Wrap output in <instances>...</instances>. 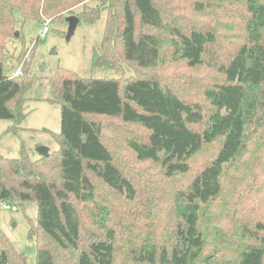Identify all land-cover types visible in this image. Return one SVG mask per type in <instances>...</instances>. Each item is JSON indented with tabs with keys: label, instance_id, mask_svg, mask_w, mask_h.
<instances>
[{
	"label": "trees",
	"instance_id": "16d2710c",
	"mask_svg": "<svg viewBox=\"0 0 264 264\" xmlns=\"http://www.w3.org/2000/svg\"><path fill=\"white\" fill-rule=\"evenodd\" d=\"M16 11L38 23L70 15L94 23L105 11L97 66L145 71L172 56L216 72L199 101L147 75L121 81L56 68L59 151L0 154V204H38L37 264H264V0H0V119L19 122L28 77L3 64ZM113 136L129 152L126 167ZM139 162L159 167L157 184L132 175ZM7 244L0 228V264H28Z\"/></svg>",
	"mask_w": 264,
	"mask_h": 264
},
{
	"label": "rangeland",
	"instance_id": "374dc122",
	"mask_svg": "<svg viewBox=\"0 0 264 264\" xmlns=\"http://www.w3.org/2000/svg\"><path fill=\"white\" fill-rule=\"evenodd\" d=\"M16 17L15 35L6 40L4 70L10 75L28 77V79L27 83L24 81L23 90H25L18 102L25 117L22 119L20 117L19 122L15 119H0V154L6 157H18L22 146L33 159L42 156L37 152V147L40 145L48 146L50 153L59 151L61 137L58 133L61 131L62 108L59 96L52 93V78L59 66L73 69L85 77H117L121 81L137 75H147L153 79H161L166 85L170 82V85L173 84L181 95L199 101H204L205 87L212 84L216 78L213 69L192 68L185 60L175 59L172 56H169L168 60L166 59L157 69L145 71L126 62L120 63L116 69L93 64L94 56L102 53L105 11L94 23L80 22L70 39L66 37L67 21L55 22L52 19H45L43 23L23 22L19 11H16ZM45 25H48L49 31L42 37L41 32ZM42 65H45V69H42ZM40 85L45 88L43 95L36 93ZM97 119L102 120V118ZM117 124L121 125L119 120L104 119L105 127H110V130ZM110 130L107 131L109 135ZM108 140L116 145L121 157L120 161L126 167L131 160L124 141L118 136L110 137ZM219 147L220 142L207 146L194 160V172L199 170ZM133 169L134 171L131 169L129 171L134 177L136 173L144 174L156 184L161 179L158 176L160 169L155 164L139 162ZM190 178L191 175H188L184 177V181L189 182ZM153 189L151 185L143 187L141 193H144L145 200L151 192L155 193ZM5 204L11 207L5 208ZM37 224L36 201H27L23 205L12 201L0 204V228L8 237L7 247L11 254H16L17 258H19L18 253L24 252L28 264H37L38 250L34 236L37 230L34 226ZM32 228L34 235L30 236Z\"/></svg>",
	"mask_w": 264,
	"mask_h": 264
},
{
	"label": "water",
	"instance_id": "95a60500",
	"mask_svg": "<svg viewBox=\"0 0 264 264\" xmlns=\"http://www.w3.org/2000/svg\"><path fill=\"white\" fill-rule=\"evenodd\" d=\"M67 22H68V30H67V34H66V37L67 39H70L71 36L74 34L79 22H80V19L79 17H77L76 15H70L66 18ZM16 35H18V33H16ZM42 69H45V65H42ZM44 90L45 88L40 85L37 90H36V93L38 95H43L44 93ZM37 152L46 157L49 155L50 151H49V147L46 146V145H40L37 147Z\"/></svg>",
	"mask_w": 264,
	"mask_h": 264
},
{
	"label": "built area",
	"instance_id": "2783aa9c",
	"mask_svg": "<svg viewBox=\"0 0 264 264\" xmlns=\"http://www.w3.org/2000/svg\"><path fill=\"white\" fill-rule=\"evenodd\" d=\"M48 31H49V27H48V25H45V26L42 28V32H41L42 37H44L45 34L48 33ZM4 207L8 209V208L11 207V205H9V204H5Z\"/></svg>",
	"mask_w": 264,
	"mask_h": 264
}]
</instances>
